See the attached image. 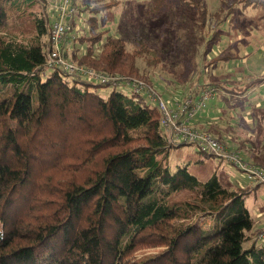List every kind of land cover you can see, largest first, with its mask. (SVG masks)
Masks as SVG:
<instances>
[{
  "label": "trees",
  "instance_id": "1",
  "mask_svg": "<svg viewBox=\"0 0 264 264\" xmlns=\"http://www.w3.org/2000/svg\"><path fill=\"white\" fill-rule=\"evenodd\" d=\"M33 1L0 0V264H264L262 247H244L253 226L247 190L231 189L217 175L200 180L187 166L171 170L170 149L193 143L168 140L154 101L126 83L48 66L51 16L37 18L28 38L9 29L11 13ZM181 1L205 26V1ZM236 1L245 7L259 2ZM114 4L82 6L88 14L80 11L77 21V12L70 21L64 56L96 71L144 79L136 53L103 24V11ZM263 82L264 72L243 90L213 81L205 88L230 103L226 92L243 101L241 93ZM256 111L260 124L264 106ZM216 123L200 130L219 134ZM216 136L225 142L224 133ZM255 159L250 162L264 168ZM201 217L213 223L204 227Z\"/></svg>",
  "mask_w": 264,
  "mask_h": 264
},
{
  "label": "rangeland",
  "instance_id": "2",
  "mask_svg": "<svg viewBox=\"0 0 264 264\" xmlns=\"http://www.w3.org/2000/svg\"><path fill=\"white\" fill-rule=\"evenodd\" d=\"M108 1L111 0H74V17L77 12L83 13V5L92 7ZM114 1L110 9L103 11L106 21L103 24L111 29L112 34L125 40L128 51L136 53L140 73L146 77L139 79L147 84L150 82L149 86L155 92L150 94L143 91L142 95L151 99L152 94L159 95V91L164 100L173 102L177 96L180 102H185L188 98L201 97L205 90L211 91L205 92L210 96L205 99L204 106L197 111L195 118L209 113L215 119L211 120L213 123L227 126L224 131L226 140H221L230 149L232 142L242 138L243 141L249 135L263 156L264 122L256 124L254 112L259 117L260 112L256 110L264 106V82L250 87L244 95L241 93L243 101L226 92L230 95V103H226L227 99H223L214 88L205 86L213 81L229 89L237 86L238 90H243L246 83L263 75L264 0H259L256 6L247 7L236 0H226L227 3L222 0H204L208 9L205 26L200 25L198 13L181 0H162L161 5H157L156 0ZM55 4V0H34L24 9L11 13L9 29L21 38L30 37L35 32L37 18H54ZM220 6L223 11L217 15ZM82 13L77 21L83 19ZM83 14L86 16L88 11ZM70 34H76V28ZM214 34H217L216 38H213ZM46 37L47 34L43 40ZM21 40L28 42L29 39ZM195 89L198 90L196 94ZM248 102L250 104L245 106ZM240 155L246 159L244 154ZM168 166L173 171L187 166L200 180H207L214 173L231 189L243 187L242 190H248L256 184L247 178L241 168L216 156L207 157L194 144L172 147ZM255 190L264 201V186L259 185ZM249 192L246 194H253ZM178 194L176 197L181 198L186 193ZM252 203L253 196H249L245 204L251 206ZM201 219L203 222L198 223L204 227L213 223L209 218ZM247 246L245 242L244 247Z\"/></svg>",
  "mask_w": 264,
  "mask_h": 264
},
{
  "label": "built area",
  "instance_id": "3",
  "mask_svg": "<svg viewBox=\"0 0 264 264\" xmlns=\"http://www.w3.org/2000/svg\"><path fill=\"white\" fill-rule=\"evenodd\" d=\"M55 3L56 4L53 5L54 18L48 35L46 53V64L48 66L55 67L63 65L71 72L77 71L83 76L96 81H109L113 85L126 83L136 91L150 92V94L153 92L149 83L147 84L142 79L128 78L119 74L111 75L67 61L61 43H63L66 31L70 29V21L74 19L75 7L71 0H55ZM76 28H78V26ZM205 92L211 91L205 90L201 97L188 98L185 102H180L178 98L174 99L173 102L170 99L164 100L159 92V95H153L155 93L153 92L151 100L159 106L162 112V125L166 130L168 140L174 144L183 141L192 142L204 153L222 158L241 168L249 180L264 186V168L243 159L240 155V153L242 154L241 150L226 147L219 137L208 131L193 127L192 118H194L196 112L204 106L205 99L210 96L205 94ZM183 110H185L186 116L182 118ZM258 239L264 241V230L258 234Z\"/></svg>",
  "mask_w": 264,
  "mask_h": 264
},
{
  "label": "crops",
  "instance_id": "4",
  "mask_svg": "<svg viewBox=\"0 0 264 264\" xmlns=\"http://www.w3.org/2000/svg\"><path fill=\"white\" fill-rule=\"evenodd\" d=\"M213 113H216V112L214 111ZM211 120H215V119H212V116L208 113L207 116H204V117L200 116L199 119H195L194 124L196 127L202 129V128H205L206 125L208 127L209 124L213 123V121ZM216 124L219 128L218 133L220 135L224 133V131L227 130V126L224 127L220 123H216ZM219 134H216V135H219ZM242 139L236 142H232L231 149H234V148L241 149L242 154H244L245 158L248 161H256L257 160L255 159L256 155L258 156L259 160L264 161V155L262 156V154L258 151L257 147H255L254 143L246 136L244 137V140H243L244 142L242 141ZM205 154L207 157H211L209 156L210 154L208 153H205ZM197 161H202V163H204L202 159H198ZM214 175L215 174L213 173L211 177ZM257 187L258 186H256L255 184V186L252 189L247 190V193L250 191V192H253V194H245V202L248 200L249 196H253V203L251 204V206H248V208L251 211L252 217H253V226L247 232L248 239L246 242L248 243V246L246 248L252 246L253 244H256L262 247L264 250V241L258 239V234L264 230V201L261 199V194H258V191L255 190V188ZM240 188L243 189V187H240Z\"/></svg>",
  "mask_w": 264,
  "mask_h": 264
}]
</instances>
